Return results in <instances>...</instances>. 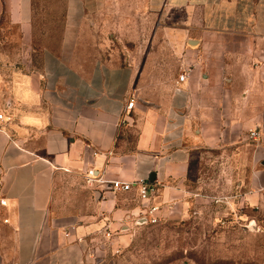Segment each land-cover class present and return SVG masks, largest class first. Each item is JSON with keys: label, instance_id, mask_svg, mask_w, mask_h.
<instances>
[{"label": "crops", "instance_id": "obj_1", "mask_svg": "<svg viewBox=\"0 0 264 264\" xmlns=\"http://www.w3.org/2000/svg\"><path fill=\"white\" fill-rule=\"evenodd\" d=\"M33 1L0 0V31L10 22L31 38ZM149 2L164 34L163 43L153 39L150 57L163 44L181 56L172 57L177 72L150 90L133 88L132 63L79 57L86 18L104 0H57L58 44L44 46L39 68L26 74L25 93L36 94L46 111L22 114L15 127L10 117L0 121V254L10 255L3 264L44 257L71 264L86 239L121 237L137 223L144 202L136 187L88 185V168L153 182V203L164 216L184 193L194 147H236L249 168L242 200L264 207V0ZM230 36L244 40V53L230 51ZM29 128L35 133L26 135Z\"/></svg>", "mask_w": 264, "mask_h": 264}, {"label": "rangeland", "instance_id": "obj_2", "mask_svg": "<svg viewBox=\"0 0 264 264\" xmlns=\"http://www.w3.org/2000/svg\"><path fill=\"white\" fill-rule=\"evenodd\" d=\"M57 8V0L33 1L31 38L16 24L2 25L0 112L14 127L23 124L22 114L46 111L36 94L25 93L26 74L39 68L44 46L58 44L60 19L53 14ZM158 16L149 0H104L99 11L86 18L79 57L132 63L138 69L133 88L160 86L177 72V58L172 57L181 56L163 44L154 45V57L169 58L154 62L150 57L153 39L161 37L154 39L156 43L164 39ZM225 40L232 53L245 52L241 37ZM34 133L31 128L25 132ZM240 150L194 147L184 193L164 216L128 224L121 237L96 234L86 239L83 253L71 264H264V207L242 200L249 168ZM6 256L0 254V264ZM41 261L47 264L45 257Z\"/></svg>", "mask_w": 264, "mask_h": 264}, {"label": "built area", "instance_id": "obj_3", "mask_svg": "<svg viewBox=\"0 0 264 264\" xmlns=\"http://www.w3.org/2000/svg\"><path fill=\"white\" fill-rule=\"evenodd\" d=\"M186 77V73H180L178 78L183 80ZM133 105V100L130 99L127 101L124 106V110L131 108ZM9 116L0 112V121L7 120ZM249 137L251 139L258 138V132L256 129L249 130ZM85 182L88 185H101L107 189H111L113 191H127L132 187H136L137 196L142 201L143 206L138 215L137 222L138 223H148L155 222L158 220L159 216L157 214V210L159 209L158 204L153 203V199L156 195V187L153 182L148 179H134V180H126L121 178H107L104 177L102 173L98 174L96 170L93 168H88L84 173ZM1 187V183H0ZM6 203V198L0 194V205H4Z\"/></svg>", "mask_w": 264, "mask_h": 264}, {"label": "water", "instance_id": "obj_4", "mask_svg": "<svg viewBox=\"0 0 264 264\" xmlns=\"http://www.w3.org/2000/svg\"><path fill=\"white\" fill-rule=\"evenodd\" d=\"M191 43H195V40H191Z\"/></svg>", "mask_w": 264, "mask_h": 264}]
</instances>
